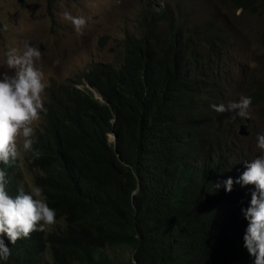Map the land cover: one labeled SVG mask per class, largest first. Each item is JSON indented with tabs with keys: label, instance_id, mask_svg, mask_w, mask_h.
Returning <instances> with one entry per match:
<instances>
[{
	"label": "trees",
	"instance_id": "1",
	"mask_svg": "<svg viewBox=\"0 0 264 264\" xmlns=\"http://www.w3.org/2000/svg\"><path fill=\"white\" fill-rule=\"evenodd\" d=\"M58 1L46 0L52 21ZM231 2L241 15L264 10V0ZM224 45L214 22L187 28L167 6L150 5L115 63H94L79 79L52 85L34 138L42 155L30 153V165L65 227L34 231L15 245L5 235L11 255L0 264H108L105 251L120 247L133 250L127 264H255L242 211L255 186L215 188L264 155L234 145L232 127L211 107L226 102ZM85 82L105 102L79 88ZM17 167L18 160L0 163L12 197L23 182Z\"/></svg>",
	"mask_w": 264,
	"mask_h": 264
},
{
	"label": "rangeland",
	"instance_id": "2",
	"mask_svg": "<svg viewBox=\"0 0 264 264\" xmlns=\"http://www.w3.org/2000/svg\"><path fill=\"white\" fill-rule=\"evenodd\" d=\"M167 6L175 16L185 21L187 28L206 27L214 22L223 34L225 45L221 53L226 102H238L241 95L252 98L247 117H240L239 110L223 113L222 123L232 127L234 145L244 148L249 154L256 150L258 133H264V47L260 42L264 26V10L256 16L241 15L235 11L231 0H60L52 8L53 21L49 16L46 0H0V29L7 23L8 30L0 31V73L8 71L5 53L10 47L22 49L29 41L40 48L42 66L48 89L55 83L79 79L94 63H115L122 57L124 41L128 35L140 34V16L146 7ZM65 11L73 16H84L88 23L78 34L70 21L62 19ZM106 43L103 44V40ZM79 88L85 90V85ZM263 93L259 105L254 106L253 97ZM232 119L241 124L232 126ZM44 117L33 127L35 137L44 128ZM247 127L248 138L239 136L240 127ZM227 127V125H226ZM34 137V138H35ZM113 143V136L109 138ZM254 156V154L248 155ZM17 170L22 174V186L30 191L39 172L30 165V153H22ZM43 223V222H41ZM65 227L64 220H56L46 231ZM108 264H127L133 257L131 248L120 247L105 251ZM44 261H51L47 251Z\"/></svg>",
	"mask_w": 264,
	"mask_h": 264
},
{
	"label": "clouds",
	"instance_id": "3",
	"mask_svg": "<svg viewBox=\"0 0 264 264\" xmlns=\"http://www.w3.org/2000/svg\"><path fill=\"white\" fill-rule=\"evenodd\" d=\"M61 16L71 22L78 34L88 23L84 16H73L68 11ZM8 28L9 25L5 23L0 31L6 32ZM103 43H106V39ZM5 56L4 67L8 71L0 73V163L8 165L22 159V153H31L33 159H39L42 155L40 150L34 148L33 125L40 120L41 113L46 112L44 93L47 84L42 66H38L42 58L39 47L25 40L22 49L10 47ZM85 84V88L95 93L97 99L105 102L101 93L87 82ZM251 105L252 98L241 95L238 102H229L227 106L213 104L211 107L218 113L238 109L240 117H247ZM113 140L115 143V136ZM256 142V147L264 152V134L258 133ZM244 163L246 171L237 180L228 178L223 185L216 184L215 188L225 187L231 192L234 183L255 186L250 206L242 210L248 221L244 241L249 253L255 257V264H264V155ZM6 176V171L0 168V259L5 261L11 255L3 239L5 235L15 245L18 240L30 237L32 232H43L46 226L56 223V211L49 207L41 187L30 185V191L26 192L21 185L18 194L12 197L6 190Z\"/></svg>",
	"mask_w": 264,
	"mask_h": 264
},
{
	"label": "water",
	"instance_id": "4",
	"mask_svg": "<svg viewBox=\"0 0 264 264\" xmlns=\"http://www.w3.org/2000/svg\"><path fill=\"white\" fill-rule=\"evenodd\" d=\"M247 127L246 126H242L240 129V136L241 137H248L249 133L247 132Z\"/></svg>",
	"mask_w": 264,
	"mask_h": 264
},
{
	"label": "bare ground",
	"instance_id": "5",
	"mask_svg": "<svg viewBox=\"0 0 264 264\" xmlns=\"http://www.w3.org/2000/svg\"><path fill=\"white\" fill-rule=\"evenodd\" d=\"M99 95V97H100V94H98Z\"/></svg>",
	"mask_w": 264,
	"mask_h": 264
}]
</instances>
